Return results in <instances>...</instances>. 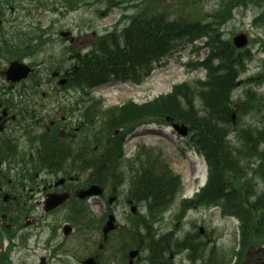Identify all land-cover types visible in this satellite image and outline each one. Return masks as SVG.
Listing matches in <instances>:
<instances>
[{
	"label": "trees",
	"instance_id": "16d2710c",
	"mask_svg": "<svg viewBox=\"0 0 264 264\" xmlns=\"http://www.w3.org/2000/svg\"><path fill=\"white\" fill-rule=\"evenodd\" d=\"M102 1L109 2L58 0L51 9L64 13L80 4ZM126 1L135 10L124 15L129 22L121 30L98 36L86 51L69 49L75 67L67 69V83L61 89L91 90L127 80L141 85L154 69L167 62L170 54L190 45L197 56L185 65L189 70L204 69V78L176 83L170 92L142 104L129 101L115 107L118 114L108 126L112 128V121H117L124 134L150 123L188 126L185 145L204 158L208 178L193 198L176 206L175 219L183 218L191 207H218L221 217H236L240 222V249L235 252V264H242L251 249L264 244V189L258 188L260 180L264 183V96L257 90L264 85V59L257 73L240 79L253 54L250 49L235 47L224 28L236 9L258 1L262 5L264 0H219L211 10L206 9V0ZM258 20L264 22V11L254 23ZM49 40L45 36L43 41ZM262 45L264 48V41ZM202 48L207 49V55L200 59ZM239 83L243 88L234 98ZM142 164L135 168V194L136 204L143 211L137 209L136 222L131 223L130 242L136 235V248L147 250L151 259H160L164 251L182 249L193 250L196 259L200 253L204 256L208 242L189 233L181 239L173 237V232L156 238L154 226L174 207L181 182L166 164L163 172L149 160ZM93 168H100V164L94 161ZM98 178L94 175L93 180ZM215 257L212 249L203 264H232L226 254L217 260Z\"/></svg>",
	"mask_w": 264,
	"mask_h": 264
},
{
	"label": "flooded vegetation",
	"instance_id": "af4514ba",
	"mask_svg": "<svg viewBox=\"0 0 264 264\" xmlns=\"http://www.w3.org/2000/svg\"><path fill=\"white\" fill-rule=\"evenodd\" d=\"M23 11L18 0L0 9V18L5 16V24L0 19V264H124L123 244L112 240L127 218H119L116 209L120 202L135 208V199L129 198L135 192L128 190L129 184L126 192L119 178H109L107 171L113 162V167L128 170L129 161L143 156L140 147L136 153V128L123 137L119 123L112 121L111 133L107 123L118 114L114 106L94 90L61 89L67 76L45 69L39 58L41 30L33 43L38 56L30 57L23 25L14 15ZM14 60L30 65L32 72L26 78L19 68L8 74ZM162 149L152 148L158 153L151 156L160 172L168 163ZM94 161L100 168H93ZM176 174L181 185L182 177ZM94 175L103 186L93 181ZM93 183L103 190L85 192ZM189 195L182 192L178 203ZM94 203L102 209L98 218L89 216ZM110 214L115 215V226L105 234ZM248 257L244 264H264V247ZM135 261L147 262L143 256Z\"/></svg>",
	"mask_w": 264,
	"mask_h": 264
},
{
	"label": "rangeland",
	"instance_id": "374dc122",
	"mask_svg": "<svg viewBox=\"0 0 264 264\" xmlns=\"http://www.w3.org/2000/svg\"><path fill=\"white\" fill-rule=\"evenodd\" d=\"M126 1V0H123ZM219 0H206L205 6L207 10L214 8ZM24 2L23 14L17 12L14 14L24 30L33 27L32 22L41 25L47 30L46 35H50L51 40L43 45L39 58L44 60V67L49 64L67 65L69 62V52L65 48L70 46V39L60 38L58 30H63L67 35H73L76 40L72 42L71 47L85 51L90 41H94L97 34H102L115 28L122 29L127 24L129 18L124 15H130L135 10L128 7V2L122 0H109L95 2L91 4H80L75 9L60 13L58 10H52L51 7L58 5V0H21ZM261 2V1H260ZM258 1L256 4H249L248 7H239L233 12V17L225 25V36L232 37L236 33L245 32L250 39L255 37H264V22L258 20L254 23V18L264 11V3L261 5ZM37 3L39 5H37ZM34 7L31 15L27 12L30 7ZM64 10V8H62ZM65 11V10H64ZM25 13H27L25 15ZM32 21V22H31ZM36 26V25H35ZM34 26V27H35ZM33 27V28H34ZM70 41V42H69ZM247 46L252 48L253 57L247 62L246 69L240 79L253 75L259 71L261 57H264L262 43L251 42ZM207 49L202 48L198 56L200 59L207 55ZM38 53V54H39ZM195 51H192L190 45L183 46L167 57V62L153 70L142 83L134 84L130 81L122 83H110L94 88L99 97L105 99L106 104H113L127 99H133L136 102H144L152 99L159 94L167 93L176 83L183 81H192L195 78H204V69L189 70L185 63L191 58L196 57ZM64 61H67L66 63ZM243 88V84L239 83V87L234 91V98L239 97ZM255 88H257L255 86ZM264 96V85L258 89ZM139 134V135H138ZM146 145L153 148H163L164 157L170 163V167L181 175L184 189L191 191L192 186H201L206 180L207 166L202 156L195 151L186 147L183 137L175 133L171 126H159L157 124L144 125L136 130V147ZM135 147V148H136ZM192 180L194 181L193 183ZM198 181V182H197ZM259 190L264 189V184H258ZM193 191V190H192ZM191 191V192H192ZM93 213L99 217L102 209L91 205ZM129 206H120L116 209L119 218L126 219L129 214ZM143 211V208L139 207ZM174 209L165 213V218L156 222L158 232L175 230L180 236L186 231L195 232L203 228L199 237L202 240H208L209 245H213L216 241L219 256L223 254L230 255L233 246H237L238 226L239 222L230 217H221L217 207L209 209H200L189 211L182 219H175ZM126 221H123L125 224ZM201 227V228H200ZM20 249V248H18ZM208 258V255H206ZM219 257V258H220ZM174 264H190L181 256L175 257Z\"/></svg>",
	"mask_w": 264,
	"mask_h": 264
},
{
	"label": "water",
	"instance_id": "95a60500",
	"mask_svg": "<svg viewBox=\"0 0 264 264\" xmlns=\"http://www.w3.org/2000/svg\"><path fill=\"white\" fill-rule=\"evenodd\" d=\"M233 40H234V43H235L238 47H242V46L246 45V43H247V38H246L245 34H243V33L236 35V36L233 38ZM17 65H18L17 63H14L12 66H17ZM21 65H23V67H24V70H25V71H24V74H25V75L28 74L29 70H27V69H29V67L26 66V65H24V64H21ZM173 127H174V129H175L178 133H180L181 135H184V136H185V134H187V132H188V128H187V126L184 125V124H180V125H178V123H174ZM95 189H100V187L94 185V187L92 186L91 189H90L89 191H87V192H89V193H93V191H94ZM108 223H109V222H108ZM108 226H109V225H108ZM134 252H135V251H131V256L134 255Z\"/></svg>",
	"mask_w": 264,
	"mask_h": 264
}]
</instances>
